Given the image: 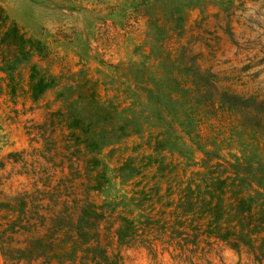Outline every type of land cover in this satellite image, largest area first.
<instances>
[{
	"label": "rangeland",
	"instance_id": "374dc122",
	"mask_svg": "<svg viewBox=\"0 0 264 264\" xmlns=\"http://www.w3.org/2000/svg\"><path fill=\"white\" fill-rule=\"evenodd\" d=\"M0 7L39 46L18 66L15 94L0 80V200L30 194L43 205L45 225L34 236L65 208L74 220L78 198L87 196L103 213L96 222L103 255L94 261L70 241H55V252L65 254L61 264H264L257 239L233 244L208 233L203 220L179 225L175 208L189 172L199 169L193 164L203 156L197 146L212 152L211 164L251 151L264 161V127L216 103L188 107L165 96L167 106L177 108L174 121L184 125L171 128L191 164L183 171L181 158L152 153L147 140L156 129L143 122L155 106L147 89L162 83L164 68L176 66L177 56L208 70L217 90L264 101V0H0ZM175 12L182 17L177 29ZM32 66L56 82L37 99L27 87ZM73 115L80 119L83 153L69 162L60 119ZM48 117L52 132L40 128ZM183 129L195 133L192 142ZM93 141L96 148L85 147ZM148 154L163 165H148ZM129 158L138 173L121 178L116 168ZM99 176L102 189H87ZM122 216L130 223L119 241ZM9 235L10 241L0 237V264H6L7 248L22 246L26 237Z\"/></svg>",
	"mask_w": 264,
	"mask_h": 264
},
{
	"label": "trees",
	"instance_id": "16d2710c",
	"mask_svg": "<svg viewBox=\"0 0 264 264\" xmlns=\"http://www.w3.org/2000/svg\"><path fill=\"white\" fill-rule=\"evenodd\" d=\"M172 18L176 25L174 28H181L182 17L179 12H175ZM37 44V40L0 7V80L5 82V89L9 94H15L18 85V66L34 55V52L39 49ZM174 61L176 66L168 65L164 68L162 83L152 81L153 84L147 89L151 101L155 102L151 114L143 118L144 128L156 129L153 133L149 130L147 140L152 153L165 151L181 158L177 165H181L183 171L191 165L183 148L173 141L180 136L172 137L171 128H174V125L178 127L184 125L183 122L174 121L177 108L170 109L163 100V98L166 99L165 96L168 100L179 104L184 103L188 107L194 105L207 107L216 103L218 108L236 111L247 121L264 127V101H257L254 97H237L226 90H217L211 79L212 74L202 69L195 61H186L181 56H177ZM39 72L35 66L29 70L27 87L33 99H37L46 89L56 84L53 76L47 77ZM55 113L57 112L50 113L49 116ZM60 120L65 129L63 156L65 160L71 162V159H76L83 153L79 146V143L83 141L76 134V130L80 129V119L73 115L66 120L63 118ZM45 126L50 127L48 132L55 129L54 125L51 126L50 117L40 128L45 131L47 129ZM119 128L121 129L122 126ZM181 131L192 142L195 133L185 129ZM41 134L45 142L50 143V139L46 138L42 132ZM85 147L94 149L97 147V142H89L85 144ZM197 149L203 156L199 162L193 164L198 165L199 169L189 172L175 203L176 212L182 217V219L178 218V224L181 225L183 220H203L208 233L223 240L232 238L233 244L239 242L251 244L254 239H257L258 249L262 253L264 251V161L251 151L233 156L232 160L225 161V164L219 162L211 164L212 152L200 146H197ZM143 157L147 159L148 165L154 163H157L158 167L163 165L161 162L158 164V158L151 154ZM85 162L88 164L90 159H86ZM132 163L130 158L124 160L116 168L118 176L130 178L137 174L138 167ZM84 169L90 172L86 165ZM93 180L94 183L86 188L100 191L103 177L99 176ZM61 181L63 182V179L57 184ZM50 197L49 195V199H55ZM75 204L77 210L74 220L70 219L71 215L65 208L52 217L44 233L34 236L32 233L36 227L45 225L44 216L39 214L43 205L33 199L30 194L15 197L12 200H0V237L10 241L9 233L20 232L26 235L21 241L22 246L7 248L9 250L5 252L6 264H33L39 258L41 260L38 264H54L51 262L52 259H57L56 264H61L60 257L65 254L55 252V241L59 244L70 241L72 246L75 245L74 251L88 253L94 261L98 256H102L104 250L99 244L96 222L103 218V213L96 212L94 203L87 196L78 198ZM119 220L125 222L115 230V235L120 241L123 238V231L129 228L130 220L123 216L119 217ZM59 230L64 233V238H53L54 233ZM60 248L58 247V250Z\"/></svg>",
	"mask_w": 264,
	"mask_h": 264
}]
</instances>
